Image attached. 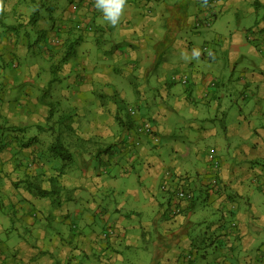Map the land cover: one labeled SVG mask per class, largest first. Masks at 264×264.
I'll return each mask as SVG.
<instances>
[{"label": "crops", "instance_id": "obj_1", "mask_svg": "<svg viewBox=\"0 0 264 264\" xmlns=\"http://www.w3.org/2000/svg\"><path fill=\"white\" fill-rule=\"evenodd\" d=\"M39 1L2 0L0 100L8 101L11 108L23 97L42 104L45 92L62 86L56 79H49L50 85L42 82L40 72L48 69L38 54L46 57L45 47L30 48L39 40L47 43L50 34L59 41L54 19L46 23L47 17L35 13L33 6ZM64 1L75 12L74 21L89 24L83 31L89 37L76 49L78 42L67 40L69 56L75 61L69 64L70 79L64 85L77 88L72 93L60 90L65 99L79 93L82 99L74 97V101L82 114L87 115V107L96 116L75 133L80 145L75 141L65 146L81 167L83 180L80 186L74 167L65 168L64 186L57 184L55 191L40 195L39 187L48 190L45 174L59 160L53 155L52 142L40 138L48 128L0 129V144L5 138L19 142L27 133L36 139L29 144L27 138L23 146L15 147L35 157L38 166L32 173L37 172L42 180L34 187L20 182L22 163L27 160L15 158L19 150H0L4 156L0 166V176H4L0 178V264H138L137 246L149 249L148 264H264V17L251 20L253 24L246 28L241 21L234 27L222 16L230 6L235 14L238 10L246 16L255 13L264 8V0H127L116 27L102 20L94 0ZM55 7L60 6H51ZM65 13L59 28L70 33L75 22L70 12ZM193 48L200 50L199 59L183 60L181 52L191 56ZM20 73L25 75L18 80ZM20 84L23 90L16 91L14 87ZM223 96L230 100L225 104L236 111L238 119L236 125H221L226 154L219 157L217 149L208 145L193 155L189 145L218 132L214 126L202 125L205 104L212 105L213 119L229 112L221 104ZM106 100L135 106L137 113H116L115 118L125 121L120 120L110 133L104 124ZM28 110L3 119L11 125L25 123L29 115L23 111ZM42 118L36 123L41 124ZM143 121L150 123L151 132L137 129ZM174 123L175 135L171 134ZM108 134L113 140L110 146L98 144L93 149L86 145L89 139L101 142ZM89 151L97 156L98 166L87 165L83 155ZM167 158L169 166L164 164ZM214 161L219 164L216 170ZM167 171L175 179L162 189ZM214 174L219 183L212 190L208 179ZM131 175L141 183L145 210L123 214L121 203L116 202L114 208L101 205L106 196L101 199L98 189H114L118 177ZM5 178L11 186H6ZM155 184L162 192L154 190ZM180 185L192 189V199H178L171 193ZM80 188L87 192L71 211L77 205L73 203L77 196L72 194ZM126 193L138 199L135 190L127 188ZM159 194L163 200H158ZM170 205L178 208L175 215L169 214ZM133 215L141 218L138 224L130 223ZM8 222L13 223L11 227ZM98 224L101 230L105 226L114 230V235L102 237L96 231ZM196 224L205 227L201 238L196 231L190 232Z\"/></svg>", "mask_w": 264, "mask_h": 264}, {"label": "rangeland", "instance_id": "obj_2", "mask_svg": "<svg viewBox=\"0 0 264 264\" xmlns=\"http://www.w3.org/2000/svg\"><path fill=\"white\" fill-rule=\"evenodd\" d=\"M56 1L53 0H42L39 1V4L37 6H33V8L36 10L35 13H37V15L40 17L44 16L47 17L46 23H48L49 21H51L52 19H54V21L56 22V24L54 25V33L55 35L58 36L59 41L56 38H52V34L49 35L48 39L49 41L46 43V41L44 40H39L37 41V43L35 45H32L30 48L31 50H41V46L44 45L45 47V54L46 57L41 56V54L39 55L40 61H43V63L47 66V69L50 71L48 72V70H43L41 71V80L42 82H46L47 85H50V83H52V81H48L49 79H56L60 82H62V86H59L57 88H54L52 90H48L47 92H45L46 94H51V95H46L44 93V103L40 104V103H34L32 100H28L26 97H23L22 99L24 101H22L21 98H19V101L16 100L17 102L14 104L15 106H12L11 108V104H7L8 101L5 102V104H3V102L1 101L0 103V129L2 130H6V131H16V127L20 128L21 130L24 129H28L30 127H32L31 129H33V127H37V128H43L46 127L48 128V130H46V137H43L44 135H42L43 138V142L44 141H48V142H53L55 139V136L58 134L63 145L64 146H71V144H73L75 141H78L80 139V136H78L75 133L81 132V129L86 126V121L90 120H96V116L95 114L90 110V108L88 109L87 107L84 108V111L87 113V115L85 114V116L82 114L81 112V108H79L76 103H75V98L74 97H79V99L81 98L80 94L78 93L77 95H67V98L65 99V97H63V95H61L60 90H68L70 91V93H72V91L76 90V85H72L70 83H68L66 86L64 85L65 82L67 81V79H70V75H69V64L73 63L75 60L74 58H72L70 55V53H68V41L72 40H76L78 43L75 44V49L76 46L79 45L80 41H82L83 38H88L89 36L84 33L83 31L88 29L87 27L89 26V24H82L81 25L79 20L74 21L75 17L73 15H75V12H71L69 10V6L70 4H68L66 1L64 0H58L57 3H55ZM58 5L60 7H55L54 9L51 8V6L53 5ZM228 8V7H227ZM188 10H190V12L193 11V5L190 6L188 8ZM235 11V8H233V6H230L227 9L226 13H223L222 16L225 20H230L234 27H238V24L236 21H241L243 22V26H245L246 28L249 26L250 24L252 25L253 23L250 22L251 20H260L264 17V8L260 9V10H256L255 13H249L246 16V13L241 10H238L237 14L233 13ZM65 12H70V17L71 19L75 22V25L73 27L74 31L72 32H68V31H61L60 27V21L63 19L64 15L66 14ZM228 18V19H227ZM70 21V20H69ZM71 22V21H70ZM72 23V22H71ZM53 28V26L51 27ZM88 32V30H87ZM86 34V36H84ZM79 35V36H78ZM33 36V35H32ZM52 36V37H51ZM81 36H83L81 38ZM245 40V39H244ZM33 42V39H32ZM58 42V43H57ZM65 42V43H64ZM53 43H57L56 46ZM68 43V44H67ZM194 43H197L196 40ZM48 44V47H46L45 45ZM70 45V44H69ZM55 47V48H54ZM67 52V54H66ZM41 53V51H40ZM70 57V58H69ZM41 63V62H40ZM14 73H16V71H14ZM75 74L74 71H72V75L73 76ZM23 73H20L19 75H17L16 77L18 78V80L23 79L22 78ZM75 76V75H74ZM235 77V76H234ZM126 87L129 88L130 84L126 83ZM233 84H235V82H233ZM181 85L178 84L177 89H181ZM18 88H22L23 90V85H17L16 87H14V89L16 91H18ZM51 88V87H50ZM236 89V88H235ZM237 90V89H236ZM22 91H20L21 93ZM55 92V93H53ZM227 96H223V102H221L223 107H226L228 110L230 108H228L226 106L225 103L230 104L228 101H230L229 99L226 98ZM233 98L236 97V95L232 96ZM82 99V98H81ZM209 100V98H207ZM207 100V101H208ZM125 103V102H124ZM201 104V103H200ZM233 104V103H232ZM17 105V106H16ZM202 105V104H201ZM19 106V107H18ZM127 104H120V103H112L109 102L108 100L104 101V115H105V120H104V124L105 126H107V128L109 129L110 133L112 132V130L118 126L117 124H119V121L122 120V122L125 121V119H122L121 117L120 120H118L117 118H115V114L116 113H120L121 115H125V112L127 111ZM206 106V110H204L201 122L202 125L204 127H216L217 129V133L214 136H211L210 138H205L203 140H201L198 143H194L192 145H189V148L192 152V154L194 155V152L198 151V149H202L204 146H214L217 149V155L219 157H223L226 154V151H223V144L226 143L225 142V137L223 134H221V128H222V123L223 125L227 124L230 125L231 123L236 125V122L238 119H236L234 116L236 115V111H231L229 110V112H225L224 113V118L221 117V115H218L217 119H213L212 116H215L214 110L212 105L210 104L209 106V102L207 104H205ZM231 106V105H230ZM233 108H236L235 103L232 105ZM18 107V108H17ZM26 107L29 109L28 111H23V113H27L29 115V117H27L26 119H23L24 121H26L25 123L20 122L18 125H11L9 120L7 119V121L5 119H3V116H5L6 118H8L11 115H17L18 113H22L21 110H26ZM21 108V109H20ZM122 111L124 113H122ZM42 116V123L38 124L36 122H38V118L39 117H35V116ZM176 125L177 123H174L173 127H172V131L171 134L175 135L174 133L176 132ZM70 127V129H69ZM68 129V130H67ZM34 130V129H33ZM48 132H51L50 135H47ZM8 133H6L7 135ZM12 136V135H11ZM16 137L18 135H15ZM25 139H20L19 142L17 140V142H14L12 140V138H5L4 143L0 144V147H2V149L0 148V150H8V152L10 150H19V153H15L17 154V156L15 158H17L19 161L26 159L27 161L25 163H22V166L24 168H22V172L21 176L22 179L20 182L24 181L26 182V184L30 185L31 187H34L40 183H42L41 179H40V175H38L37 172L32 173L33 171V167L34 166H38V162H36L34 159L35 157L32 156V154L29 153H21L20 149H16L15 146H20L22 144L26 143V139L29 138L28 142L29 144H33L35 143L36 139L32 138V135L29 133L25 134ZM78 139H75V138ZM97 139V137H95ZM111 135H107L105 139L101 140V142L99 140H97V142L95 141V139H93V141H91L90 139L88 140L87 144H90L91 146H94L93 149L98 145H102L104 148V146H110L113 140L111 139ZM38 140V139H37ZM110 140V141H109ZM163 141L166 139H162ZM177 141V140H176ZM78 145H80L81 143L78 141L77 142ZM8 149H6L7 146ZM225 145V144H224ZM23 146V145H22ZM92 151H89L87 153L84 152L83 157L86 159L87 158V165L91 167H94L95 165L98 166V161L96 160L93 154L91 155ZM3 152L0 151V166L2 165V159L4 158V156L2 155ZM100 154V153H98ZM90 157H94L91 158ZM44 159H46V157L44 156ZM196 159V158H195ZM74 159H72L71 162H69L70 164L73 162ZM46 162H48V159H46ZM50 164H51V160H49ZM61 160H57L54 162V164H56L57 166L61 164ZM68 164V165H70ZM166 165H170V158H167V160L165 161ZM73 166L67 167V168H72L74 167L73 170L76 171V173L78 174L77 177V182L80 184L81 186V181L83 180V176L81 175V167L79 166V164H77V162H73L72 163ZM7 167V165H4V169ZM64 169V171L66 170ZM6 170V169H5ZM49 172V171H48ZM6 174V171L4 172ZM113 174V173H112ZM4 176H0V178H3ZM175 179V177L172 176V174L167 171V175H164L162 182L166 183V184H170L173 180ZM122 180V181H121ZM5 184L6 186H11L12 183H10V180L5 178ZM118 184L116 185V187H114V189H110V188H103L100 187L98 189V196L102 199V196H106V198L101 200V205L103 204H111V207L114 208V206L117 203H121V213L126 214L129 210H145V208L143 207V202L145 201V196L143 194L142 191V186L141 183L138 182L137 177L131 175L129 177H118ZM64 182L65 179L63 176H61L58 179V185L59 186H64ZM41 185V184H40ZM181 186V185H180ZM4 188V186H3ZM130 188L133 189L137 192L138 194V199L134 198L132 194L130 193H126V189ZM187 188V187H186ZM190 189V188H189ZM154 190L156 192H162L161 189L160 191L157 190V184H155L154 186ZM192 190V189H191ZM82 192V193H81ZM87 191H84L82 188L78 189L75 194H71L77 196L76 200L73 201V203L77 204L76 206H72L71 211L74 208H78L79 207V201H81V198L79 199V196H84V194ZM65 193H69L68 191H66ZM158 200L162 199V196L159 194ZM145 197V198H144ZM163 200V199H162ZM165 202V201H164ZM200 203V202H199ZM246 206V205H245ZM147 208V207H146ZM113 212V211H112ZM12 220H14V218H11ZM139 219V221L141 220L140 217L138 216H131L130 217V223L135 225L138 224L137 221ZM137 221V222H136ZM136 222V223H135ZM12 222H8L7 226L11 227L12 226ZM97 232L100 231L103 232V230H106L107 228L109 229L108 226H105L104 229L101 230V225L98 224L97 226ZM204 225H192L191 227V234L194 233V231H196V235H198L200 238L202 237L203 231H204ZM15 230V229H13ZM201 232V234L199 233ZM139 244L142 243V241L138 242ZM135 250V253H137V256H140V260L138 261V264H148V260L150 258V252H148V248H143V247H139ZM205 246L203 245L204 248ZM206 249V248H205ZM10 250V249H8ZM208 252L210 255V248H208Z\"/></svg>", "mask_w": 264, "mask_h": 264}, {"label": "clouds", "instance_id": "obj_3", "mask_svg": "<svg viewBox=\"0 0 264 264\" xmlns=\"http://www.w3.org/2000/svg\"><path fill=\"white\" fill-rule=\"evenodd\" d=\"M127 6V0H94V7L102 14V20L112 27L120 24ZM3 10L2 0H0V12ZM200 55L198 48H193L191 56L186 51L181 52V58L185 61L199 59Z\"/></svg>", "mask_w": 264, "mask_h": 264}, {"label": "built area", "instance_id": "obj_4", "mask_svg": "<svg viewBox=\"0 0 264 264\" xmlns=\"http://www.w3.org/2000/svg\"><path fill=\"white\" fill-rule=\"evenodd\" d=\"M72 9H75V5L72 6ZM127 110V113L131 116L135 115L137 113V109L135 106H132V105H129L127 106L126 108ZM137 129L139 131H143V132H151V127H150V123L148 121H143L138 127ZM154 140H156V138L154 137L153 138ZM212 168L214 170L218 169L219 168V164L214 161L212 163ZM165 175H167V172L165 173ZM263 176H264V173H263ZM169 184H166V183H161L160 187L163 189H167ZM208 186L214 190L216 187H217V176L216 174L212 175L209 177L208 179ZM171 193L178 199H191L192 196H193V192L191 189L189 188H186V187H183L182 185L181 186H177L176 188H173L171 190ZM169 212L171 215H175L177 212H178V208L176 206H171L169 207ZM114 235V230L112 229H106L102 232V237H107V236H113Z\"/></svg>", "mask_w": 264, "mask_h": 264}, {"label": "trees", "instance_id": "obj_5", "mask_svg": "<svg viewBox=\"0 0 264 264\" xmlns=\"http://www.w3.org/2000/svg\"><path fill=\"white\" fill-rule=\"evenodd\" d=\"M254 2H255V0H254ZM69 129H70V127H69ZM54 139L55 140L52 142V146H51L52 150H53V155L55 158L61 160L62 162L58 166L56 164H54L51 168V171L45 174L44 183L46 185V188H48V190H44V189L41 190L40 187L37 186V187H39L38 193L40 195H46V194L48 195L52 191L56 190L57 183H58V177L62 175L66 166L68 164H70L69 162L72 161L71 154L67 151V148L63 145L58 134L55 136ZM262 173H264V170L262 171ZM218 183H219V181L217 178V186H218ZM192 198H193V196H192ZM169 207L170 206H168V210H170ZM169 214H170V212H169ZM107 237H105V238H107Z\"/></svg>", "mask_w": 264, "mask_h": 264}]
</instances>
